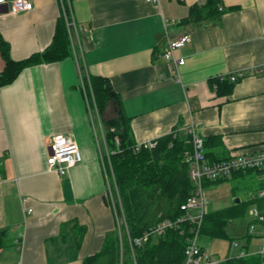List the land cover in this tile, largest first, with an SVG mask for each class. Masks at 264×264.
<instances>
[{
	"label": "crops",
	"instance_id": "crops-1",
	"mask_svg": "<svg viewBox=\"0 0 264 264\" xmlns=\"http://www.w3.org/2000/svg\"><path fill=\"white\" fill-rule=\"evenodd\" d=\"M30 1L16 14L2 6L0 37L15 60L44 51L62 15L60 0ZM202 1L71 0L78 56L26 66L0 84V264H85L118 227L104 197L110 149L92 76L110 81L136 143L174 130L186 138L194 120L215 158L263 150L264 77L248 74L226 94L220 77L264 65V0H221L207 20L183 22ZM184 33L192 40L176 52L185 58L179 81L163 54ZM5 66L0 46V73ZM56 135L71 136L83 157L64 174L48 164Z\"/></svg>",
	"mask_w": 264,
	"mask_h": 264
},
{
	"label": "trees",
	"instance_id": "trees-1",
	"mask_svg": "<svg viewBox=\"0 0 264 264\" xmlns=\"http://www.w3.org/2000/svg\"><path fill=\"white\" fill-rule=\"evenodd\" d=\"M221 0H206L195 5L190 15L183 22L207 20L220 9ZM2 55L6 61L0 73V84L12 82L23 68L40 62L62 60L72 54L71 42L65 18L60 15L52 43L42 52L29 58L15 60L11 57L10 46L0 37ZM225 94L232 91L235 82L226 80ZM92 90L100 119L105 129V136L110 149V164L118 189L107 190L104 197L107 205L117 210L118 216L124 214L126 224L119 229L107 233L102 249L85 260V264H183L185 261L186 236L180 230H168L162 235L152 236L142 245L131 247L129 236L134 239L143 235L152 225L166 219H176L182 214L181 206L194 194L195 185L190 178L186 152L191 149L186 138L173 131L157 139L153 148L135 151L136 142L133 138L130 117L122 107L121 99L115 92L110 81L101 77H91ZM220 91V90H219ZM222 90L220 91V93ZM114 105L116 113L108 115L107 111ZM207 146V141H205ZM264 149V148H263ZM209 162L222 161L213 153L207 152ZM262 169L242 171L233 174L234 178L248 175L252 179H260ZM111 172V170H110ZM205 180L209 183L223 181ZM260 179L257 190L263 187ZM253 189L247 191V198L230 206L207 212L202 228V235L210 237H227L226 227L234 219L245 215L247 207L253 200L250 198ZM113 196V197H112ZM117 196V197H116ZM120 199L119 201H117ZM245 237V246L250 248L253 235L249 233V225ZM5 231L0 232V248L4 245ZM134 252V257H133ZM221 264H263L262 257L256 253L246 256L227 257Z\"/></svg>",
	"mask_w": 264,
	"mask_h": 264
},
{
	"label": "built area",
	"instance_id": "built-area-1",
	"mask_svg": "<svg viewBox=\"0 0 264 264\" xmlns=\"http://www.w3.org/2000/svg\"><path fill=\"white\" fill-rule=\"evenodd\" d=\"M147 1L152 3L159 2V0ZM205 2L206 0L202 1L203 4ZM60 3L62 14L66 21L72 50L76 56H78L77 41L79 40V34L71 7V0H60ZM5 4L8 6V11L15 14L31 10L33 8V3L30 0H0V14L2 12V6ZM166 31L168 35V29H166ZM191 40L192 35L190 33H184L178 37L169 38L167 48L163 54L164 58L169 63L170 68L177 75L179 81H181L179 66L185 63V58L178 56L176 52L191 42ZM248 74H258L264 77V65L241 69L226 76L222 75L220 80L236 82ZM88 81L91 88L90 80L88 79ZM90 90L95 111L93 109L90 110H92V112L94 111V113H99L92 88ZM85 93L90 107L91 103L89 98L90 96L88 95V89L85 90ZM184 131L187 135V141L191 146V149L186 152V161L188 162L190 168V178L195 185L194 194L182 204L181 209L183 212L178 218L167 219L154 224L147 231H145L143 235L134 239L129 236L131 247L133 250L134 244L138 246L142 245L152 236L162 235L168 230H180L186 236L185 261L183 264H221L225 259L213 258L209 251L200 243L204 219L208 212L204 181L230 178L236 172H246L249 170L257 171L261 169L263 170V175L259 176V178L264 179V149L252 153H237L222 161L209 162L206 156L205 138L200 134L198 124L194 120H191V122L184 127ZM156 143L157 139L139 142L136 143L134 149L135 151H140L143 148H153ZM50 149L51 151L48 157L49 167L58 171L60 174L66 173L71 167L81 162L83 158L78 143L71 136H54ZM106 177L109 187L108 190H110V193L112 194V189L114 187L117 189L114 173L113 179L115 182L112 183L111 180H109L107 170ZM1 181L2 178L0 176V182ZM250 198L253 200V203L249 213L253 216V223L249 226V233L254 236L260 234L259 236L262 238V244H260L258 250L250 253L261 255L262 263L264 264V229L262 233L256 234V223L262 224L264 228V185L256 192L252 193ZM116 217L119 228L121 226L118 219H122L121 222L126 224L125 217L118 216V214ZM237 244V242L234 243V245ZM247 254L249 253L243 251L238 256H246ZM134 255L135 254L133 252V257ZM13 264L22 263L18 261Z\"/></svg>",
	"mask_w": 264,
	"mask_h": 264
},
{
	"label": "rangeland",
	"instance_id": "rangeland-1",
	"mask_svg": "<svg viewBox=\"0 0 264 264\" xmlns=\"http://www.w3.org/2000/svg\"><path fill=\"white\" fill-rule=\"evenodd\" d=\"M110 159L108 164H110ZM106 164L107 172L110 175L111 182H115L113 179V172H110V165ZM115 177V176H114ZM233 177V175L231 176ZM227 178L223 181L213 182L206 185V196H207V206L208 212L210 210H217L223 208L225 205L232 203L236 198L246 199V192L256 189L259 185L260 179H252L248 175L239 176L237 178ZM264 183V179H262ZM117 196L118 190L116 192ZM116 196V197H117ZM120 203V199H118ZM252 204L247 207L245 215L241 218L234 219L230 221L226 227L227 237H210L208 235H202L200 239L201 245H203L211 254L213 258L226 259L227 257H234L240 255L243 251L250 253L257 251L260 244H262V238L259 236L263 232V225L256 223V234L253 235L252 241L250 242L249 250L246 249L248 243L245 234L247 232V226L253 223V216L249 213ZM124 217V215H122ZM122 219H118L120 226L123 224ZM125 224V223H124ZM119 228V225H118ZM121 228V227H120ZM119 228V229H120ZM7 242V241H6ZM237 242V245L234 243ZM7 244L4 249H7Z\"/></svg>",
	"mask_w": 264,
	"mask_h": 264
},
{
	"label": "water",
	"instance_id": "water-1",
	"mask_svg": "<svg viewBox=\"0 0 264 264\" xmlns=\"http://www.w3.org/2000/svg\"><path fill=\"white\" fill-rule=\"evenodd\" d=\"M240 201H241L240 198H236V199L234 200L235 203H238V202H240Z\"/></svg>",
	"mask_w": 264,
	"mask_h": 264
},
{
	"label": "bare ground",
	"instance_id": "bare-ground-1",
	"mask_svg": "<svg viewBox=\"0 0 264 264\" xmlns=\"http://www.w3.org/2000/svg\"><path fill=\"white\" fill-rule=\"evenodd\" d=\"M111 172H113V170H112V167H111ZM107 174H108V172H107ZM108 176H109V180H110V175L108 174ZM114 207H115V204H114ZM117 211V210H116ZM167 220V219H166Z\"/></svg>",
	"mask_w": 264,
	"mask_h": 264
}]
</instances>
